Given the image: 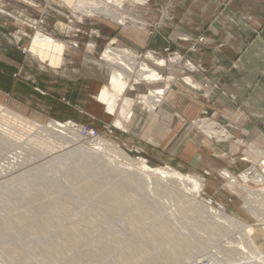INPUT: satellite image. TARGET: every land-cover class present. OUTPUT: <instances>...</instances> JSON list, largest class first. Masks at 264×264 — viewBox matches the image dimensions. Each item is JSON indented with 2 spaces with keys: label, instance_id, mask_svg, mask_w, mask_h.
<instances>
[{
  "label": "rangeland",
  "instance_id": "obj_1",
  "mask_svg": "<svg viewBox=\"0 0 264 264\" xmlns=\"http://www.w3.org/2000/svg\"><path fill=\"white\" fill-rule=\"evenodd\" d=\"M150 1L112 6L129 16L115 22L74 9L75 0H0V264H264V196L244 191L264 184L240 175L264 176V148L238 129V107H221L218 79L190 58L204 35L174 41L161 32L173 21L172 0ZM218 3L219 15L228 3ZM38 36L63 44L59 64L31 49ZM111 50L124 51L133 72L105 60ZM112 69L129 75L122 96L131 103L117 100L110 114L96 95ZM149 71L158 79L140 76ZM49 120L72 125L41 130ZM100 140L201 186L150 188L104 144L99 155L85 153ZM210 206L232 220L211 216Z\"/></svg>",
  "mask_w": 264,
  "mask_h": 264
},
{
  "label": "crops",
  "instance_id": "obj_2",
  "mask_svg": "<svg viewBox=\"0 0 264 264\" xmlns=\"http://www.w3.org/2000/svg\"><path fill=\"white\" fill-rule=\"evenodd\" d=\"M218 1L228 3L219 15ZM150 2L162 5L165 0ZM172 2L173 21L161 32L172 35L176 42L179 36L204 35L205 43L189 56L206 67L213 79H218L227 97L224 98L226 104L222 103L221 107L224 105L223 109L228 113H235V108H239L235 122L238 129L251 130L254 145L261 151L264 148V0ZM241 15L250 20L243 22ZM178 46L185 49L187 43L178 41ZM6 58L2 61L9 64ZM233 63L237 64L235 69L231 67ZM13 89L23 90V87L15 84ZM177 99L174 97L172 105H178Z\"/></svg>",
  "mask_w": 264,
  "mask_h": 264
},
{
  "label": "bare ground",
  "instance_id": "obj_3",
  "mask_svg": "<svg viewBox=\"0 0 264 264\" xmlns=\"http://www.w3.org/2000/svg\"><path fill=\"white\" fill-rule=\"evenodd\" d=\"M66 1L69 2L70 4L72 3V0H66ZM122 3L124 4V0H75V2L73 4V8L78 9L79 11L83 12L86 15H99V16H103V17H106L108 19H111L115 22H125V21L129 20V16H127V14H126V16H123L122 15L123 13L122 14L120 13L121 14L120 15L118 12H116L114 9H112V6H116V7L121 6ZM62 48H64L62 43L57 42L55 40L47 39L46 37L42 38L41 36L36 37L33 41V45L31 46V49L38 54L37 56H39V58H41L42 60H45L46 63H49L50 66H52V65L55 66V65L60 63V57H61L60 52L62 51ZM123 55H124V51L119 50V51L115 52V54H114V53H112V50H111L110 52L105 51L103 57L105 58V60L111 62L112 64L118 63L121 65H124L123 67L132 71L133 66L132 67L129 66L127 64L128 61H127V63L124 62ZM159 63H163V61L161 60ZM139 71H140V69H139ZM139 71H138V73H139ZM141 75L147 80H151V79L154 80V79H158V77H159L158 74L156 72L154 73L153 71H149L146 73L140 72V76ZM110 77H111L110 78V84L102 86L100 88L99 92L97 93L96 98L98 100H100L101 102L108 103V105H109L108 111L110 114H113L115 112V103L117 102V100L121 99V101H123L126 106H128L131 103V101L129 99H125L122 96L123 91L127 87V81L129 79V75H125V73L123 71H120L119 69H112L111 73H110ZM153 97L156 98L155 96H153ZM145 98L148 100V97H145ZM67 124L61 125V124H58L54 121L49 120L47 122V125L46 126H40V129L45 131V130H48V127H49V128L57 129L60 132H62L63 130L68 131V130H70V128H71L70 126L72 124L70 123L71 124L70 126ZM205 124H206L205 121H201L199 123L198 127L201 128L207 134L213 133L214 127H212L209 124L208 125H205ZM95 143H96V145L95 146L92 145V147L89 148V151L85 152V153L92 154L94 156L99 155V153H98L99 151H97V150L100 149L101 144L102 145L104 144L106 147H108L109 149L114 151L121 159L125 160L126 162L121 164V163H119V161L117 159L115 160V159H111L109 157H105V159H104L105 161L112 162V163L117 162L118 164H121L125 169H127L128 172H131V173L136 174L137 176H140L143 179V181L146 183V185L150 188H153L154 185H158L159 183H162L163 181H164V183L168 182V184H174L175 186H177L179 188L183 187L184 189H186V188L190 189L189 192L191 190L196 192L199 190V188L201 186L200 180L195 176L182 174V173H179V172H177L171 168H168V167H151V166L147 165L145 161L133 160V158L130 159V157H127L126 154L124 152H122L116 144H113V143H110V142H107L104 140H100L99 142H95ZM139 159H140V157H139ZM253 172H254L253 175L252 174L249 175L246 172H244L240 175H241L242 179L245 181L251 180L257 184H261V185L264 184V176L262 174H260V172H258V171L253 170ZM224 175L228 179H230L232 182H235V178L231 174H229L228 172H224ZM244 191L247 193L248 197H252V195H253V197L255 196V198H251L253 200L256 199V196H259V195L264 196V186L255 190V191H250L248 189H244ZM251 199H249L250 202L252 201ZM263 199H264V197H263ZM256 202H257V200H256ZM246 203H248V200ZM207 210H210V212L209 211L208 212L211 216L216 215L219 218L221 217L222 219H225L228 222H229V220H232L231 218H225L226 216L223 214L224 213L223 209L216 210L210 206V207H207ZM255 210H254V212L251 211L252 212L251 215L254 214L256 217L260 218L259 217L260 214H257L258 211L256 212ZM247 211H248V209H247ZM258 221H259V219H258ZM237 225H238V223H237ZM238 229H240V228H238ZM247 231H248L247 234H249V232L252 231V228H249V230H247ZM260 248H261V246H260Z\"/></svg>",
  "mask_w": 264,
  "mask_h": 264
}]
</instances>
